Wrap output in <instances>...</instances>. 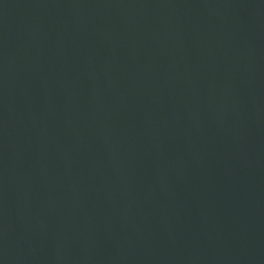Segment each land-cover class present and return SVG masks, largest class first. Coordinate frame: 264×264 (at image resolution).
I'll return each instance as SVG.
<instances>
[{
    "label": "water",
    "instance_id": "obj_1",
    "mask_svg": "<svg viewBox=\"0 0 264 264\" xmlns=\"http://www.w3.org/2000/svg\"><path fill=\"white\" fill-rule=\"evenodd\" d=\"M0 264H264V0H0Z\"/></svg>",
    "mask_w": 264,
    "mask_h": 264
}]
</instances>
